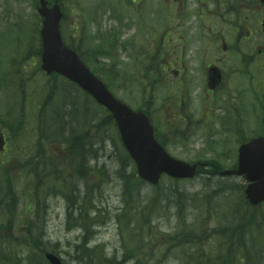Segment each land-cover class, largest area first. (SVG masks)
Returning a JSON list of instances; mask_svg holds the SVG:
<instances>
[{
  "label": "rangeland",
  "instance_id": "1",
  "mask_svg": "<svg viewBox=\"0 0 264 264\" xmlns=\"http://www.w3.org/2000/svg\"><path fill=\"white\" fill-rule=\"evenodd\" d=\"M102 1L104 3L120 4L123 1L129 0ZM130 1L136 3L137 0ZM97 3L102 4L99 0H88L87 3H85L84 0H65V17L61 26L62 37L66 41L68 37L74 36V34L77 32L76 39H79L81 37L82 42H84L82 51L85 58L88 59L87 63L89 68L92 71L94 70V72L102 78V81L104 83L106 82V84H108V86L116 96L126 102H132L133 107H136L141 100V97L143 95L142 92L145 90L146 85H148L145 81L142 88L143 83L139 81L140 78L139 80L136 79V76H141V71L144 68L143 62L138 59V53L141 49L140 46L142 45V41L145 40L147 36L150 37L149 42L153 43L152 36L154 34L148 33L147 35H145L137 34V32H134V29L131 27V23L129 20L127 3H125L123 8L120 10L119 14L121 22L118 24L117 28L114 29L116 22L111 17V15L113 14L112 7L109 5L108 8H104V6L102 5L101 9H99L98 7L94 8L93 5H97ZM151 3L147 1L145 5L144 14L147 16V18H149L152 6H157L156 0H151ZM102 11L104 12L102 13ZM121 12H123V14H121ZM34 14V9L28 0H0V52H4L6 54L10 53L13 56L14 60L18 58L19 53L28 58L30 55H32V48H34L35 45L28 43L30 42V40H37V21L33 17ZM84 16H97L98 18H101V28L99 32L100 35H103L105 39L104 45H109L108 39L111 38V56H98L93 53V51L96 49V44L100 40L89 38L87 36V33L84 35L82 30V19ZM16 20L27 21L24 23V25L20 24L13 28H10L9 30H5L7 22H13ZM149 20L151 21V18H149ZM89 25L91 26V31L94 33V35H96V22L94 21V23H89ZM155 25L156 31L159 32L160 30L157 27L158 24ZM75 27L78 28L77 31L74 29ZM113 29L114 34L109 35L108 32L112 31ZM88 35L90 36L91 32H89ZM21 41H23L22 44ZM132 56H134L135 59H133ZM113 63L115 65V68L118 70V78L112 82L108 73L115 71V68L110 65ZM56 83L59 86L65 85V93H67L68 95L75 92L74 87L68 85L67 82L62 81V79H57ZM148 88L161 91L164 89V86L155 88L151 84L148 85ZM249 95H253V92H251ZM61 98L62 94L59 93L58 97L55 98V105L60 104ZM2 99H4L3 95L0 96V108L1 103L3 102ZM16 100V97L7 94V97L4 99V104L8 103L15 106ZM86 100H88V98H86ZM88 101L91 103L92 108H94L95 104L90 100ZM34 102V98L30 96L29 103L26 105L28 109L26 107L22 108V106L18 111H16L15 108L0 109L1 117H4L6 121L11 120L12 117L18 119V117H20V115L22 114V120L26 124H23L25 126L22 132L23 138L19 139L12 147L14 149V154H23V156H25L30 151L32 152V150L28 147V143L32 142V144H35V141L38 140L36 138V134H38L39 131L35 130L34 125V123L36 122V118H34L36 110L34 111V107L30 106L31 103ZM69 103L70 101H67L64 103V105H69V108L71 107ZM83 104L86 108L89 107L88 103ZM157 104H159V101H157ZM62 108L59 110V117L61 122L63 120L62 113L60 112L62 111ZM7 110H10V115L6 117L4 114L7 112ZM96 111H99V116H102V109L97 108ZM56 116H58V114ZM246 124L247 126L245 135H250L253 132H256V130L258 129V125L253 114H246ZM71 125L72 124H70V126L68 124H65L63 129L57 131L58 133L52 132L49 127L42 129V135L45 137V140L51 144V147H49L50 152H52V146L62 143L61 141L64 139V136L61 133L67 130L66 132L69 133L68 136L71 137V135H74L73 133H71ZM72 126L74 127L73 130H78V124L75 125L76 127L74 125ZM203 132L204 131L196 132L193 138H190L188 140L184 139L180 143L179 141H176L172 145H169L167 149L175 157L183 159L187 162L204 161L205 159H211L210 157H214L220 161L223 167L230 166L232 163V159L219 158L216 154L218 151L222 150V148L216 146L215 150H213L210 146H208L207 136ZM108 136H110V138ZM111 138H113L115 142L119 143L112 124L111 126H108V130L104 136V141H99L100 145L98 140H95L97 142L96 145H90V136L85 139L84 143L86 142V149L83 158L81 159L88 160L90 158H93L94 160L92 161L88 160V167H96L99 171L97 177H93V172L87 175L86 169L83 168V177H85L86 179L80 178V180L74 182H77V184L79 182V189L77 188L75 193H79L82 196V199H84L83 207L85 209L87 208V205L85 204V192L86 190H88L89 195L91 194L89 196V199L93 202L95 209L98 210V217H101V220H98L100 224L93 227V240L90 241L88 246L92 247L98 244L102 247V251L105 255L114 256L118 261H121V256L123 253L121 246L122 242L119 236L120 234L117 226V221L114 217L115 213H119L123 209L122 184L115 174V170L119 163L116 162L114 155L121 151L112 144ZM64 147L65 146H62V150H60V153L63 152ZM233 147L234 146H232V148ZM52 155L57 164H60L64 159L61 157V154L53 153ZM202 156L207 157L204 158ZM28 157L29 155H27L23 159V161ZM3 161L4 162L0 164V167H2V165L10 166V168H12V172L10 170L9 172L11 173V175H15V177H11L13 186L18 187L25 185L26 179L25 177H22V171L21 174H18L17 172V167L20 170L22 163L20 166L19 161ZM129 171L130 167L128 168L127 172ZM5 174L3 175L4 177ZM206 176L208 175L201 173L191 180L180 181L177 185L179 186V188L188 191L189 194H193L195 191L201 190H207L209 192L213 188L220 187V183L222 182L226 183V185H228V182H232L235 184H243L245 182L243 177L226 178L220 176L219 174H216L214 176H209V180L208 178H206ZM160 185L165 189L169 187H175V183H173L166 177H163L161 179ZM153 190L154 189L152 186L144 184L138 197V203L142 204L144 199L148 195H150ZM15 191L19 193L20 189H15ZM49 191H52V189ZM47 201L49 205L44 220L45 227L43 229V240L48 243L47 247L57 252V254L65 261L66 264H76V262L73 260L75 244L79 241L82 229L76 223L68 222V220L66 219L67 201L65 198L59 195H54V193H52V196L48 197ZM163 203H166V201H163ZM227 206L228 205L221 206L222 213H225V211L223 210ZM25 208L26 205L24 199L19 196L17 200V223L22 222L25 218ZM261 210L262 212H264V205H262ZM173 213L174 209H170L168 210V212L166 211V214L162 216V218L157 220L158 225L155 223L156 227L151 229V231L156 234L159 232V230H161L163 233L172 231L176 225V220L173 217ZM90 214L94 215L95 211L90 212ZM189 215L190 216L187 219V222H191L194 219V211L192 207L190 208ZM224 218V216L221 217V219ZM199 219L200 218H197V220ZM201 222L206 225L207 230L213 229L217 225L216 222L212 221L211 219H203ZM170 226H173V228L170 229ZM21 229L23 230V228ZM38 231L39 228L37 229V233ZM214 238L215 237L212 236V239ZM134 239L137 240L138 238L134 237ZM21 240H23V237H21ZM152 244L158 247L159 243L150 241V239L148 238L141 240L139 247L141 255L135 253L133 254L132 258L137 259V257H149L151 255V251H154V247ZM30 245L31 243H27L25 246L20 247L18 250H16V252H14V255L18 256L19 258L15 264H38V251L36 249L31 250ZM177 257H179V255ZM134 261L135 260H132L131 262ZM177 261L178 259L175 255H166L161 259L159 264H177Z\"/></svg>",
  "mask_w": 264,
  "mask_h": 264
},
{
  "label": "flooded vegetation",
  "instance_id": "2",
  "mask_svg": "<svg viewBox=\"0 0 264 264\" xmlns=\"http://www.w3.org/2000/svg\"><path fill=\"white\" fill-rule=\"evenodd\" d=\"M147 1L150 2L144 0L141 4L144 8ZM156 1L161 4L162 11L151 8L149 18L161 13L164 29L159 43L142 41L138 59L143 64L155 62L157 76L168 88L144 90L138 108L148 116L158 141L167 146L178 139L180 142L183 138L188 140L195 125H202L209 131L210 142L214 145H223L231 139L226 133L246 126L245 66L247 62L255 63V57L264 55V46L257 41L263 30V6L259 0ZM149 18L144 11L134 14L130 18L134 32L148 33L152 29ZM115 19L121 22L118 17ZM28 60L33 66L28 74H38L39 57L30 55ZM260 66L264 69V64ZM21 72L22 67L17 62L8 67L0 65V92L20 88ZM40 78L44 79V76L40 74ZM50 86V80L39 85L43 96L46 95L42 99L43 104L47 102L46 108L50 103ZM4 136L2 153L8 151V138L6 134ZM244 136L237 135L233 141L240 142ZM84 141L82 132V151L85 150ZM55 149L60 151L58 147ZM59 154L63 158L70 156L65 152ZM216 155L228 159L234 156L228 152Z\"/></svg>",
  "mask_w": 264,
  "mask_h": 264
},
{
  "label": "trees",
  "instance_id": "3",
  "mask_svg": "<svg viewBox=\"0 0 264 264\" xmlns=\"http://www.w3.org/2000/svg\"><path fill=\"white\" fill-rule=\"evenodd\" d=\"M69 95L73 97L72 94ZM69 104L71 107L68 108L69 105L65 104L60 111L63 116L62 122L59 111H57L58 116L55 118V123L58 125L54 127L55 132L63 129L65 124L69 126L79 124V109L75 110L78 104L73 101ZM72 125L71 133L74 135L69 138L78 139L77 130H73ZM126 165L127 162L120 159L116 172L123 188V209L115 216L120 232L132 234L136 228L145 232L144 226L148 225L152 218L162 217L166 211L174 209L173 217L176 220L174 231L164 233L166 238L158 241L161 244L170 242L173 245L186 246L191 249L189 254L182 250L179 254L172 253L176 258L179 255L180 264H264V212L261 210L262 206L257 209L250 206L243 196L241 184L228 182L225 187L213 188L209 192L201 190L189 194L188 191L175 189L179 187L175 181V187L167 188L168 192L163 191L162 186H157L140 204L138 197L143 188V182L136 177L133 170L126 173ZM217 168H219L218 165L212 164L210 169L204 171L208 175L206 178L210 180L209 176L216 174ZM8 180L6 178L5 186L0 184V208L8 206L9 200L6 198L9 194L8 188H10ZM2 187H7V189L4 190ZM70 196L72 200H69L67 204H75L85 213L81 222L77 223L72 218L71 212H68L70 222L76 223L82 229L79 241L75 244L73 260L76 264H118L114 256L108 257L103 253L100 245L88 246L94 236L93 227L100 224L97 220L99 219L98 210L92 206L89 194L85 195L86 209L83 207L84 199L81 195L69 194L67 199ZM224 205L228 206L223 210L225 213H222L221 206ZM191 207L194 211V219L187 222ZM91 208L95 211L94 216L89 215ZM222 216L225 218L221 219ZM197 218L200 219L197 220ZM203 219H211L217 225L207 230L206 225L201 222ZM5 227L7 226L3 228ZM27 234H31V230ZM212 236L215 238L212 239ZM26 241L32 243V248L38 251V264H47L42 256L45 246L41 239L30 235ZM9 244L11 241L4 238L0 228V264H15L19 259L14 255L12 244ZM152 245L154 251H151V255L147 258L137 257L134 259V264H159L163 257L170 254L161 246ZM135 253L141 255L139 249H127L124 251L123 261L132 258Z\"/></svg>",
  "mask_w": 264,
  "mask_h": 264
},
{
  "label": "water",
  "instance_id": "4",
  "mask_svg": "<svg viewBox=\"0 0 264 264\" xmlns=\"http://www.w3.org/2000/svg\"><path fill=\"white\" fill-rule=\"evenodd\" d=\"M264 2V0H262ZM43 16L40 32L42 39V69L48 74L56 72L75 82L91 94L99 103L109 109L117 123L121 139L134 158L137 173L150 184H157L163 173L174 178H190L196 173V163H186L171 157L154 140L147 117L117 100L104 84L96 78L79 59L78 55L66 47L59 33L61 12L55 4L48 9L39 8ZM221 175H245L248 184L244 189L249 203L257 207L264 201V137L259 136L239 147V158L234 170H223ZM50 264H62L58 256L45 252Z\"/></svg>",
  "mask_w": 264,
  "mask_h": 264
},
{
  "label": "bare ground",
  "instance_id": "5",
  "mask_svg": "<svg viewBox=\"0 0 264 264\" xmlns=\"http://www.w3.org/2000/svg\"><path fill=\"white\" fill-rule=\"evenodd\" d=\"M259 2H261V0H259ZM110 44H111V42L109 41V45ZM263 74H264V71H262V72L257 74V79L259 81H262L264 79V75ZM83 134L87 138L90 136V133L87 132V131H83ZM100 137L101 136H98L97 139L100 140ZM124 153L126 155H128L127 151H124ZM81 171H82V166H79L77 163L74 164L71 176H72V178L75 181H78L80 179ZM225 186H226V183H224V182L220 183V187H225ZM161 189L163 191H165V192L169 191V189H167V188L165 189L164 187H161ZM175 189H177L179 191H181V190L186 191L185 189H181L179 187L175 188ZM67 210H68V212L69 211L71 212V214L73 216V219L77 223L81 222V220L84 217L83 210H80L75 204L74 205L73 204H70V205L67 204ZM160 218H162V217L152 218L150 220V223L148 225L144 226L145 227V232L139 230L138 228H136L133 231V233H132L133 235H131V234H125L123 232H120V230H119V234H120L119 236H120V239H121V242H122V245H121L122 246V250L126 251L127 249H139L141 240H144V239H147V238L150 239V241H154V242H158V243H159L158 240H160L162 238H166L165 234L161 230H159V232L157 234L153 233L151 231V229L156 227L155 223L158 225V221L157 220H159ZM172 228H173V226H170V229H172ZM173 231H174V229L172 231H169L168 233H172ZM134 237H136L138 239L136 240V239H134ZM158 245L161 246L162 248H164L166 250V252L169 251V253H170L169 255H174L172 253L179 254L180 250H182L186 254H189L191 252V249L186 247V246L182 247V246H178V245H173L170 242H168L166 244L159 243ZM169 249H174V250H169ZM177 259H178L177 264H180L181 259L179 257Z\"/></svg>",
  "mask_w": 264,
  "mask_h": 264
}]
</instances>
